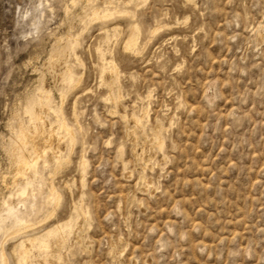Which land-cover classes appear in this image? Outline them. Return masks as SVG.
I'll list each match as a JSON object with an SVG mask.
<instances>
[{
	"label": "rangeland",
	"instance_id": "374dc122",
	"mask_svg": "<svg viewBox=\"0 0 264 264\" xmlns=\"http://www.w3.org/2000/svg\"><path fill=\"white\" fill-rule=\"evenodd\" d=\"M5 263L264 264V0H0Z\"/></svg>",
	"mask_w": 264,
	"mask_h": 264
},
{
	"label": "bare ground",
	"instance_id": "6f19581e",
	"mask_svg": "<svg viewBox=\"0 0 264 264\" xmlns=\"http://www.w3.org/2000/svg\"><path fill=\"white\" fill-rule=\"evenodd\" d=\"M73 1V0H72ZM128 2V1H127ZM126 2V3H127ZM111 4V3H110ZM108 9H109V7H108ZM105 12H108V11H106V9L104 10ZM112 11V10H111ZM117 11V10H116ZM110 12V11H109ZM128 11H126V13H127ZM95 13H97V12H95ZM99 13V12H98ZM104 13V12H103ZM112 13H113V11H112ZM122 13V12H121ZM126 13H124V15H126ZM101 14V13H100ZM105 15V14H104ZM116 15H117V13H116ZM123 15V14H122ZM131 15V14H130ZM96 16H99V15H96ZM108 16H109V14H108ZM100 17V16H99ZM114 17V16H113ZM118 17H120V16H118ZM105 19V18H104ZM115 19V18H114ZM107 21V20H106ZM110 21V20H109ZM104 24V23H103ZM131 24H132V22H131ZM130 24V25H131ZM160 24V23H159ZM166 24V26H168L167 24L168 23H165ZM164 24V25H165ZM101 25V24H100ZM162 25H163V23H162ZM156 26V25H155ZM160 26V25H159ZM170 26V25H169ZM118 27V26H117ZM158 27V26H157ZM165 27V26H164ZM102 29V28H101ZM141 29V28H140ZM154 29V28H153ZM153 29H152V31H153ZM116 30V29H115ZM168 30H169V27H168ZM117 31V30H116ZM112 33H115L114 32V29H113V32ZM140 33V32H139ZM151 33V32H150ZM153 33V32H152ZM149 34V33H148ZM152 35V34H151ZM115 36V35H114ZM145 38H148V36H146ZM139 40V39H138ZM145 41H147L146 39H145ZM137 43H138V41H137ZM136 43V44H137ZM135 44V45H136ZM145 45V44H144ZM143 45V46H144ZM128 49V48H127ZM137 49V48H136ZM102 51V50H101ZM138 52V51H137ZM136 52V53H137ZM135 53V52H134ZM97 55V54H96ZM107 57V56H106ZM100 58V57H99ZM102 58V57H101ZM103 59V58H102ZM110 60V59H109ZM112 60V59H111ZM99 61H100V59H99ZM104 61H106V60H104ZM103 61V62H104ZM100 65H102L101 63H100ZM105 66V65H104ZM103 66V67H104ZM102 68V67H101ZM111 69V68H110ZM113 69H115V68H113ZM112 70V69H111ZM102 72H104V71H102ZM102 75V74H101ZM110 75V74H109ZM119 76V75H118ZM118 78V77H117ZM76 79V78H75ZM79 80V79H78ZM118 80H119V78H118ZM78 82V81H77ZM76 82V83H77ZM68 83V82H67ZM67 85H69V84H67ZM71 85V84H70ZM69 87V86H68ZM68 87H66V88H68ZM110 87V86H109ZM149 94V93H148ZM110 95V94H109ZM150 95V94H149ZM122 96V95H121ZM148 96V95H147ZM146 96V97H147ZM149 97V96H148ZM107 98H108V96H107ZM119 98V97H118ZM148 99V98H147ZM106 100V99H105ZM108 100H111V99H108ZM113 100V99H112ZM111 100V101H112ZM113 102V101H112ZM115 110V109H114ZM141 110V109H140ZM144 111V110H143ZM142 112V111H141ZM148 112V110L146 111V113ZM111 113V112H110ZM132 117V116H131ZM141 117V116H140ZM143 117V116H142ZM132 118H134V117H132ZM135 119V118H134ZM140 120H142L141 118H140ZM133 121H136V120H133ZM63 122V121H62ZM138 122V121H137ZM136 123V122H135ZM62 124V123H61ZM157 124V123H156ZM64 125V124H63ZM43 126V125H42ZM61 126V125H60ZM159 126V125H158ZM162 126V125H161ZM164 126V125H163ZM163 126H162V128H163ZM46 127V126H45ZM50 127V126H49ZM62 127V126H61ZM136 127V126H135ZM160 127V126H159ZM161 128V129H162ZM50 129H52V127H50ZM60 129H62V128H60ZM141 129V128H140ZM27 130V129H26ZM29 130V129H28ZM37 130V129H36ZM44 130V129H43ZM47 130V129H46ZM45 130V131H46ZM67 130V129H66ZM68 130L70 131V129L68 128ZM157 131H158V129H156ZM164 130V129H163ZM38 131V130H37ZM49 131V134H48V138L42 143L43 144V150L42 151H46L47 152V150H51V152H52V154L55 156V158L57 159L58 158V153H61V152H58L57 151V147H58V142L57 141H60V140H57V138H56V136H55V134L52 132V131H50V130H48ZM165 131V130H164ZM20 132V131H19ZM24 132V131H23ZM32 132V131H31ZM43 132V131H42ZM63 132H65V130L63 131ZM130 132V131H129ZM135 132V131H134ZM133 132V133H134ZM147 132V131H146ZM154 132H156V131H154ZM153 132V133H154ZM162 132V131H161ZM21 133V132H20ZM27 133V132H26ZM26 133H25V135H26ZM28 133H30V132H28ZM33 133V132H32ZM47 133V132H46ZM148 133V132H147ZM158 133V132H157ZM156 133V134H157ZM24 134V133H23ZM31 134V133H30ZM34 134H35V131H34ZM66 134H68V133H66ZM149 134V133H148ZM42 135V134H41ZM130 135H133V134H130ZM33 136V135H32ZM62 136H63V134H62ZM68 135H66V137H67ZM149 137H151L150 135H148ZM22 137V136H21ZM31 137V136H30ZM61 137V136H60ZM137 137V136H136ZM158 137V136H157ZM25 138H27V137H25ZM70 138V137H69ZM72 138V137H71ZM133 138V137H132ZM161 138V137H160ZM19 139H21V138H19ZM28 139V138H27ZM40 139V138H39ZM151 139V138H150ZM152 139H153V137H152ZM151 139V140H152ZM163 139V138H162ZM29 140V139H28ZM31 140H33L34 142H35V137H32V139ZM37 140V139H36ZM66 140V139H65ZM130 140H132V139H130ZM130 140H128V142L130 141ZM134 140V139H133ZM132 140V141H133ZM150 140V141H151ZM154 140V139H153ZM158 140V139H157ZM16 141H19V140H16ZM24 142H25V140H23ZM28 142V141H27ZM68 142H72V141H68ZM19 143V142H18ZM20 143H21V141H20ZM146 143V142H145ZM158 143V142H157ZM156 143V144H157ZM162 143V142H161ZM67 144V143H66ZM71 144V143H70ZM128 144V143H127ZM132 144V143H131ZM133 144H134V141H133ZM149 144V143H148ZM159 145H160V143H158ZM157 144V145H158ZM30 145V144H29ZM129 145V144H128ZM144 145V144H143ZM151 145H153V144H151ZM15 146V145H14ZM22 146V145H21ZM24 146V145H23ZM32 146V145H31ZM35 146V145H34ZM40 146V145H39ZM131 146V145H130ZM136 145H133V147H132V154L135 156V157H141L143 154H144V149H143V147H142V149L144 150L143 152H141V154H138V151L136 150V147H135ZM161 146V145H160ZM25 147H26V145H25ZM24 147V148H25ZM37 147V146H36ZM35 147V151H36V153L37 154H35V155H38V154H40V150L39 149H37ZM149 147L151 148V146L149 145ZM155 147V146H154ZM19 148V147H18ZM21 148V147H20ZM42 148V147H41ZM131 148V147H130ZM148 148V147H147ZM23 149V148H22ZM21 149V150H22ZM156 149V148H155ZM162 149V148H161ZM20 150V151H21ZM23 150H25V149H23ZM26 150H27V147H26ZM33 150V149H32ZM128 150H130V149H128ZM151 149H149V151H150ZM148 151V150H147ZM152 151H154V149L152 150ZM156 151V150H155ZM159 151V150H158ZM29 153L31 152L30 151V149H29V151H28ZM28 152H26V153H28ZM20 153V152H19ZM22 153V152H21ZM33 153V152H32ZM45 153V152H44ZM140 153V152H139ZM148 153V152H147ZM130 154V153H129ZM149 154V153H148ZM155 154V153H154ZM22 155H25V154H22ZM26 155H29V154H26ZM44 155V154H43ZM21 156V155H20ZM45 156V155H44ZM53 156V157H54ZM151 156V155H150ZM153 156V155H152ZM32 157V156H31ZM39 157H42V155H40ZM46 157V156H45ZM61 157V156H60ZM130 157H132L131 155H130ZM143 157V156H142ZM21 159H22V157H20ZM27 158H30V157H27ZM38 158V157H37ZM43 158V157H42ZM18 159V158H17ZM32 158H30L29 160H31ZM33 159H35V157H33ZM39 159V158H38ZM41 159V158H40ZM45 159V158H44ZM47 159V158H46ZM59 159V158H58ZM62 159V158H61ZM84 159V158H83ZM19 160V159H18ZM36 160V159H35ZM42 160V159H41ZM55 160V159H54ZM60 160V159H59ZM139 160H140V158H139ZM143 160V159H142ZM141 160V161H142ZM146 160V159H145ZM22 161V160H21ZM20 161V162H21ZM25 161V160H24ZM27 162H24L23 164H22V166L20 165V168H21V170H22V172H23V170L24 169H30V168H34L35 167V165H36V162L37 161H35V162H33V163H28V160H26ZM48 161V160H47ZM16 162V161H15ZM45 162V161H44ZM60 162V161H59ZM82 162V161H81ZM56 163H58V160H57V162ZM143 163H144V160H143ZM19 164V163H18ZM59 164V163H58ZM145 164H146V162H145ZM148 164V163H147ZM147 164H146V166H147ZM17 166V165H16ZM136 167H137V165H136ZM150 167V166H149ZM142 168H144V167H142ZM147 168V167H146ZM18 169V168H17ZM25 171V170H24ZM35 171V170H34ZM22 174V173H21ZM24 175H26L25 173H24ZM28 175V174H27ZM36 175V174H35ZM26 177V176H25ZM24 177V178H25ZM31 177V176H30ZM22 178V177H21ZM27 178V177H26ZM142 179V178H141ZM27 180V179H26ZM144 181V180H143ZM14 182V181H13ZM16 183V182H15ZM28 183V182H27ZM146 183H148V182H146ZM6 184V183H5ZM25 184V183H24ZM145 184V183H144ZM28 185V184H27ZM21 186V185H20ZM49 186V185H48ZM147 186V185H146ZM29 187V186H28ZM27 187V188H28ZM50 188H53V187H51L50 186ZM18 189H19V185H18ZM17 189V190H18ZM24 189V188H23ZM22 188H20V190H23ZM20 190H18V191H20ZM49 190V189H48ZM51 190V189H50ZM52 191V190H51ZM50 191V192H51ZM15 192H16V194H17V191L15 190ZM20 193V192H19ZM20 195H22V197H20V198H22V199H25L26 198V196H27V191L26 190H23V191H21V193H20ZM28 195H29V193H28ZM56 195V194H55ZM58 195V194H57ZM17 196V195H16ZM32 197V196H31ZM52 198H54L55 196H51ZM52 198H51V201H53L52 200ZM55 200V199H54ZM50 201V200H49ZM55 201H53V203H54ZM56 203V202H55ZM6 204V203H5ZM51 204V203H50ZM28 205V204H27ZM26 205V202L24 201V203H23V206H24V208H25V210H26V208L28 207ZM82 205H83V203H82ZM8 206V208H10L11 206H9V205H7ZM13 206V205H12ZM29 208H30V211H33L34 209L36 210V204H35V202H31V205L29 206ZM86 208V207H85ZM84 208V209H85ZM82 209V208H81ZM29 211V210H28ZM27 210L25 211L26 213H29ZM21 212V211H20ZM22 213H24V211L22 212ZM19 215H21L20 213H19ZM26 215V214H25ZM28 215H30V214H28ZM22 216V215H21ZM16 217V216H15ZM23 217V216H22ZM18 221V220H17ZM19 222V221H18ZM17 222V223H18ZM21 222V221H20ZM29 222V221H28ZM27 224V223H26ZM25 225V224H24ZM31 225V224H30ZM31 241H32V239H31ZM30 241V242H31ZM35 242V241H34ZM40 243V242H39ZM57 243V242H56ZM24 244V243H23ZM28 244H30V243H28ZM31 244H33V242L31 243ZM46 244H48V243H46ZM40 245V244H39ZM45 245V244H44ZM57 245H59V244H57ZM57 245H55L54 247H56ZM50 246V245H49ZM115 246V245H114ZM24 247V246H23ZM38 247V246H37ZM27 248V247H26ZM38 248H40V247H38ZM41 248H42V246H41ZM47 247H44L43 249H46ZM116 248V247H115ZM24 249V248H23ZM28 249V248H27ZM50 250H51V248H49ZM113 250V249H112ZM115 250V249H114ZM27 251V250H26ZM51 251H53V249L51 250ZM124 251V250H123ZM46 252H48V251H46ZM121 253H122V251H120ZM28 253V252H27ZM53 253V252H52ZM120 253V254H121ZM49 254L51 255V253L49 252ZM54 254V253H53ZM47 256V255H46ZM46 256H44V257H46ZM55 257V256H54ZM3 259H4V256H3ZM2 259V260H3ZM25 259V258H24ZM5 260V259H4ZM4 262V261H3ZM6 264V263H5Z\"/></svg>",
	"mask_w": 264,
	"mask_h": 264
}]
</instances>
